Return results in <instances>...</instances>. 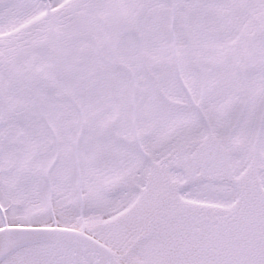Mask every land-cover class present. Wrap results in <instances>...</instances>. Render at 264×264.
Listing matches in <instances>:
<instances>
[{
	"label": "snow or ice",
	"instance_id": "1",
	"mask_svg": "<svg viewBox=\"0 0 264 264\" xmlns=\"http://www.w3.org/2000/svg\"><path fill=\"white\" fill-rule=\"evenodd\" d=\"M0 264H264V0H0Z\"/></svg>",
	"mask_w": 264,
	"mask_h": 264
}]
</instances>
